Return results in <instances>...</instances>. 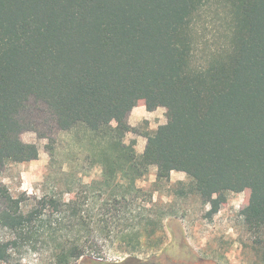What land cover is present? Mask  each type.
I'll list each match as a JSON object with an SVG mask.
<instances>
[{"label":"trees","instance_id":"obj_1","mask_svg":"<svg viewBox=\"0 0 264 264\" xmlns=\"http://www.w3.org/2000/svg\"><path fill=\"white\" fill-rule=\"evenodd\" d=\"M208 15L222 39L211 49L197 24ZM30 100L58 128L96 140L101 179L88 187L100 196L126 200L150 166L159 180L176 170L208 201V216L229 192L249 190L240 215L248 231L264 228V0H0V172L39 156L21 139L34 130ZM139 101L167 117L140 154L124 140ZM79 196L42 195L25 211L0 180V228L10 233L0 261L32 240L52 245L50 264L86 256L81 231L112 227L108 216L81 214ZM60 207L70 224L52 222Z\"/></svg>","mask_w":264,"mask_h":264},{"label":"rangeland","instance_id":"obj_2","mask_svg":"<svg viewBox=\"0 0 264 264\" xmlns=\"http://www.w3.org/2000/svg\"><path fill=\"white\" fill-rule=\"evenodd\" d=\"M212 18L208 15L197 20L199 28L204 26V30L199 29L200 38L205 33L210 49L222 40L213 35L220 23ZM210 49H199L197 61L202 63ZM147 111L130 112L128 116L124 140H134L138 154L144 149L145 133L167 120L163 107ZM27 114L34 130L22 132L21 139L36 144L39 156L7 164L0 172L1 182L13 196L22 198L25 211L42 195L67 201L77 192L81 214L93 221L108 216L112 227L107 233L92 222L88 231L82 230L87 255L74 264H264V228L256 234L248 231L240 215L248 203L249 190L229 192L218 212L208 216V201L189 192L190 180L184 172L174 170L159 180L157 168L150 166L136 181L139 190H130L126 200L114 203L88 187L101 179L99 149L90 133L84 128H58L46 108L33 100L28 103ZM64 209L54 212L53 223L70 224ZM8 236L9 231L0 228V237ZM51 257L52 245L38 243L35 249L32 240L0 264H50Z\"/></svg>","mask_w":264,"mask_h":264},{"label":"crops","instance_id":"obj_3","mask_svg":"<svg viewBox=\"0 0 264 264\" xmlns=\"http://www.w3.org/2000/svg\"><path fill=\"white\" fill-rule=\"evenodd\" d=\"M146 109L145 108V106L143 105V104H141V105H137V106H135L133 109H132V111H131V113L132 112H134V111H137V113H139V114H141V113H143V109ZM147 111V110H146ZM147 112H150V111H147ZM145 145V144H144ZM144 145H143V148H144Z\"/></svg>","mask_w":264,"mask_h":264}]
</instances>
